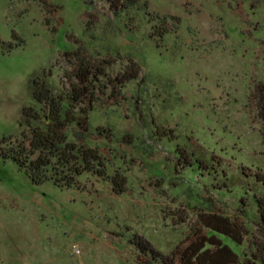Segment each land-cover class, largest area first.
<instances>
[{"label":"rangeland","instance_id":"obj_1","mask_svg":"<svg viewBox=\"0 0 264 264\" xmlns=\"http://www.w3.org/2000/svg\"><path fill=\"white\" fill-rule=\"evenodd\" d=\"M145 1L164 17L162 38L132 10L116 18L105 0H0V41L15 45L0 43V138L24 130L18 122L35 105L32 79L67 88L72 51L86 46L111 61L106 93L113 85L105 79L130 60L140 67L137 79L113 86L116 105L98 104L89 115L106 133L87 140L105 176L83 173L76 187L60 189L35 185L0 160V264H138L132 235L167 253L198 225L206 202L229 216L244 209L234 189L241 168L264 171V121L253 100L264 82V0ZM155 126L171 129L172 142ZM186 138L221 162L222 175L178 164L173 143ZM115 175L122 192L113 189ZM247 208L243 252L259 237L255 206Z\"/></svg>","mask_w":264,"mask_h":264},{"label":"trees","instance_id":"obj_2","mask_svg":"<svg viewBox=\"0 0 264 264\" xmlns=\"http://www.w3.org/2000/svg\"><path fill=\"white\" fill-rule=\"evenodd\" d=\"M105 1L116 18L124 16L128 18L132 10L139 15L140 21L151 23V30L157 38H162L169 32L168 28L164 27V17L152 14L145 0ZM0 43L8 50L15 46L11 42ZM71 58L74 59V67L67 75V88L55 92L43 80L32 79L31 94L35 105L24 107L18 122L19 126H24V130L21 131L19 138L11 136L0 138V160L12 161L35 185L51 182L57 188L68 189L77 186V178L83 173L105 176L101 156L87 140L96 135V132L103 135L106 133H103L104 129L91 125L89 115L98 104L116 105L119 91L115 93L113 86L119 88L140 75V67L130 60V66L126 71L111 79H105L108 84L113 85L109 93H106L107 85L103 83L102 78L105 77L104 68L109 66L111 61L93 58L86 46H82L81 50L72 51L70 60L67 61L71 62ZM103 96L105 99L101 101ZM253 98L259 117L264 121V82L255 85ZM155 131L161 135L160 137L168 138V142H172V135L168 134L171 129L157 126ZM185 140L186 143L183 142L181 146L173 143L172 150L182 168L197 173L204 171L206 175H213L219 171L222 175L219 160H215L211 154L200 153L190 148L188 138ZM246 169L241 168V181L238 180L234 184V189L239 190L240 198H246L245 207L239 216L226 215L216 209L213 202L208 201L204 209H200V213L197 214L198 225L190 227L191 234L167 253L153 247L146 239L132 235L130 242L138 251L136 262L264 264V171L259 168L252 171ZM110 180L116 192L123 191L118 176L110 177ZM215 188L211 186V189ZM248 203L255 206L253 216L259 237L254 238L251 235L246 251L243 252L240 249L244 245V237L248 234L243 216L251 213L247 208Z\"/></svg>","mask_w":264,"mask_h":264}]
</instances>
